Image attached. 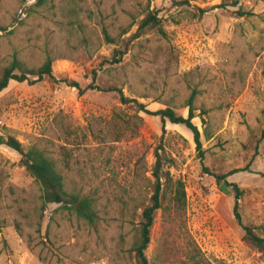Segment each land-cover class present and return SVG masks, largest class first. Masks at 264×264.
<instances>
[{
	"label": "rangeland",
	"instance_id": "1",
	"mask_svg": "<svg viewBox=\"0 0 264 264\" xmlns=\"http://www.w3.org/2000/svg\"><path fill=\"white\" fill-rule=\"evenodd\" d=\"M37 1L0 0V66L52 60L51 77L0 92V135L54 159L64 189L92 197L98 220L94 228L55 204L42 210L38 184L0 147V264H133L129 219L148 203L155 150L170 166L149 263L160 264L165 244H183L171 234L178 217H167L179 181L184 227L203 264H264L242 241L228 185L241 191L242 223L264 231V0ZM238 6L253 14L238 17ZM148 15L156 24L141 28ZM114 49L124 50L117 63ZM89 84L116 85L144 110L115 92L84 90ZM191 95L200 151L184 125L162 131L150 114L169 107L186 117Z\"/></svg>",
	"mask_w": 264,
	"mask_h": 264
},
{
	"label": "trees",
	"instance_id": "2",
	"mask_svg": "<svg viewBox=\"0 0 264 264\" xmlns=\"http://www.w3.org/2000/svg\"><path fill=\"white\" fill-rule=\"evenodd\" d=\"M37 3L41 5L43 0H38ZM238 0H233L229 3V6L236 7ZM221 9L226 10V3H220L218 5ZM201 13L205 10L201 9ZM235 14L238 17L251 16V11L243 10L241 6L235 9ZM157 19L153 15H148L140 24V27H144L150 24H156ZM104 37L108 42H112V38L104 32ZM124 51V50H123ZM119 49L113 50V61L117 63L120 61L123 52ZM51 63L50 58L46 60L39 67H28L23 62L19 61L16 57H13L6 65L0 66V92L4 90L10 81L15 82H28L35 83L41 80L44 76L51 77ZM67 86L76 88L79 92L82 90L79 88L76 82L63 81ZM97 90L101 92H115L122 104L129 102H135L132 99H128L124 96L121 89L116 85H92L89 84L84 90ZM139 107L143 108V105L136 103ZM187 116L183 117L177 114L172 108L165 107L163 109L156 110L150 114L155 115L159 118L161 124V130L164 131L166 122L171 124L184 125L192 134L193 142L197 150L200 151L201 141L200 133L197 126L192 122V119L196 117L193 112L192 95L188 98L187 103ZM0 147L7 150L21 166L24 167L26 172L36 181L41 190L42 210L48 204H55L63 209L73 211L75 215L87 222L91 227L97 226V214L94 211V200L88 195H80L78 193L67 192L64 189L63 176L57 166L54 159L46 155L42 150L32 147L27 151L21 148V144L12 136L0 135ZM154 163L151 170V175L154 179L152 183L151 195L148 199V203L141 204L136 208L139 209V213L135 215L133 213L132 219H129V223L133 224L136 230V236L128 249V255L133 260V264H150L146 257V249L150 243V229L153 225L155 212L157 210H164L161 203V184L163 180L168 178V171L170 163L164 165L162 162V155L156 150L154 153ZM164 166V170L163 167ZM166 168V169H165ZM225 175L215 176L218 183L222 182ZM234 191V204H233V216L236 223L243 231L242 241L253 247L261 256L264 258V231L253 226L245 225L242 223L240 214L238 212V200L241 196V191L233 184H228ZM174 194L172 196L169 206H167L168 218L171 222H174L175 218L178 217L177 222L179 226L177 229H173L171 233L173 236L179 238L182 236L183 244L180 245V251L177 248L174 249L173 243H167L163 246L161 254L159 255L160 264H203L201 258V252L197 245L194 243L190 235L187 234L186 228L184 227V221L182 219L183 209L185 205V193L182 183L177 181L174 184ZM171 207V210L169 208ZM136 218V223L133 220ZM15 229L19 235V225L15 224ZM170 237V233L167 234Z\"/></svg>",
	"mask_w": 264,
	"mask_h": 264
}]
</instances>
